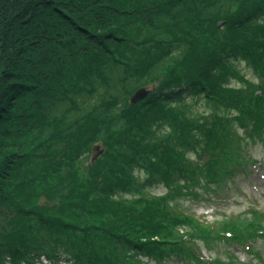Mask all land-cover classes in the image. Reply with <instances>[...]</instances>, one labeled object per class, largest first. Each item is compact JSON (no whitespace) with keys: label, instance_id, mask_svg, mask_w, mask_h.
Returning a JSON list of instances; mask_svg holds the SVG:
<instances>
[{"label":"trees","instance_id":"obj_1","mask_svg":"<svg viewBox=\"0 0 264 264\" xmlns=\"http://www.w3.org/2000/svg\"><path fill=\"white\" fill-rule=\"evenodd\" d=\"M248 141L264 0H0V264H241L199 246L252 250L264 210L208 223L178 202L252 162Z\"/></svg>","mask_w":264,"mask_h":264},{"label":"rangeland","instance_id":"obj_2","mask_svg":"<svg viewBox=\"0 0 264 264\" xmlns=\"http://www.w3.org/2000/svg\"><path fill=\"white\" fill-rule=\"evenodd\" d=\"M240 69L248 79H256L255 74L245 63L240 64ZM194 112L207 113L209 109L199 104L194 107ZM244 149L243 154L252 162L245 163L237 169L235 176L227 179L221 186H214L213 190L197 188L196 191L200 195L197 198L183 197L178 202L179 209L208 223L221 220L226 216L245 215L251 208L264 210V148L259 142L253 144L248 141ZM141 179H144L143 173H141ZM150 190L153 194L160 195L166 192V187L160 185L150 187ZM251 243L253 248L249 251L248 247L241 243L225 245L221 242L213 250H208L201 244L198 253L205 260L219 257L227 261L228 256L225 251L228 249L241 264H257L258 257L254 255L253 249L264 258V235L255 238ZM169 259L171 264H194L193 261L183 262L184 260L181 261L176 257Z\"/></svg>","mask_w":264,"mask_h":264},{"label":"water","instance_id":"obj_3","mask_svg":"<svg viewBox=\"0 0 264 264\" xmlns=\"http://www.w3.org/2000/svg\"><path fill=\"white\" fill-rule=\"evenodd\" d=\"M147 94V89H144V88H138L134 94L131 96L130 100L131 102H135V101H138L139 99L143 98L145 95ZM96 149L99 148L98 145L95 146ZM102 151H99L97 153L94 154L93 158H92V161H94V159L97 157L98 154H100Z\"/></svg>","mask_w":264,"mask_h":264}]
</instances>
